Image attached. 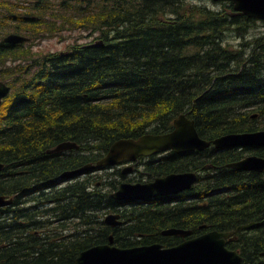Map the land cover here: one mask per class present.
I'll list each match as a JSON object with an SVG mask.
<instances>
[{
	"label": "trees",
	"instance_id": "16d2710c",
	"mask_svg": "<svg viewBox=\"0 0 264 264\" xmlns=\"http://www.w3.org/2000/svg\"><path fill=\"white\" fill-rule=\"evenodd\" d=\"M192 1L198 0H0V27L13 25L11 34L29 42L37 21L18 14L23 4L37 12L53 5V18L65 26L86 11L81 22L103 42L12 67L28 42L0 40V82L8 78L15 89L0 107V196L14 200L0 208V264H76L111 236L119 248L173 247L184 239L164 237L169 228L191 230L193 238L264 220V173L227 167L251 154L264 157V147L141 158L136 172L145 166L150 180L199 174L190 191L174 197L116 201L122 182L99 187L105 179L91 173L59 187L63 174L96 165L119 140L171 132L181 114L208 141L264 130V33L251 34L261 21L236 14L231 2L213 9ZM37 30L32 42L47 37ZM229 31L238 45L226 38ZM65 142L79 149L49 153ZM115 171L105 176L125 178ZM105 211L120 214L123 225L107 226ZM227 247L243 264H264V225L238 232Z\"/></svg>",
	"mask_w": 264,
	"mask_h": 264
},
{
	"label": "water",
	"instance_id": "95a60500",
	"mask_svg": "<svg viewBox=\"0 0 264 264\" xmlns=\"http://www.w3.org/2000/svg\"><path fill=\"white\" fill-rule=\"evenodd\" d=\"M211 1L213 3L231 2L236 14L264 21V0ZM29 40V38L18 34H10L4 39V42L15 46ZM97 45L102 46L103 42H98ZM10 91L11 89L6 83H0V107ZM211 147L216 150L264 147V130L228 134L208 141L199 136L195 121L186 114H181L174 120L171 132L161 135L147 134L138 139L119 140L110 147L108 153L96 165H87L65 173L61 176V180L122 166L124 169L121 173L125 176L134 171L135 164L140 158L170 152L183 155L202 152ZM73 149L77 150L79 146L73 142H65L59 144L49 153L59 154ZM227 167L240 172L264 173V157L250 155ZM4 169L5 164L0 162V173ZM198 181V173L183 172L157 177L147 183L123 182L112 194V198L120 202H142L174 197L190 191ZM13 202V199L0 196V208L8 207ZM104 223L113 229L123 225L121 215L116 213L107 215ZM256 225L257 223H250L230 232L210 231L196 238H189L192 234L191 230L169 228L162 232L164 237L177 236L184 239L182 243L173 247L154 243L133 248H119L115 245L114 237L111 236L109 243L94 246L82 252L77 258L76 264H243V256L237 251L229 249L227 244L238 232L252 229Z\"/></svg>",
	"mask_w": 264,
	"mask_h": 264
},
{
	"label": "rangeland",
	"instance_id": "374dc122",
	"mask_svg": "<svg viewBox=\"0 0 264 264\" xmlns=\"http://www.w3.org/2000/svg\"><path fill=\"white\" fill-rule=\"evenodd\" d=\"M54 0H49L50 5L53 3ZM60 1V0H57ZM211 1V0H210ZM44 2H46V0H44ZM191 2V1H190ZM194 2V1H192ZM212 2V1H211ZM209 3L207 1L202 2L201 0L195 1L194 3L198 4V5H207L210 8L213 9H218L219 7H215L214 3ZM54 6H48L46 9L42 10L41 12H37L36 6L33 5H28V4H23V6L19 9L20 12H18L19 15L23 16V19L25 21H31L34 18L37 21V25L34 28V32L36 33L35 37H32L34 39H36L37 37H39L38 34V26L40 28V30L42 31V35H45L47 37L42 36L41 39L39 40H35V41H30L28 42L27 45H25V49L21 50L19 53L24 52L25 55L21 56L20 58H17L20 61L15 62L12 67H14V65H26L27 64V59L29 58H37V55H49L52 53H63L66 50H69L71 47L75 46V44H79V45H85V44H89V43H94V42H99L101 41L100 38V32H93L92 29V25L91 23H89V26H84L83 23L81 22V20L83 19L82 13H86V11H76L77 14H73L72 15V20L73 22H76L74 24H71L69 26H65V25H61V23L59 22V20L57 18H53V11ZM41 13V14H38ZM44 16L43 19H40L39 16ZM82 19H81V18ZM22 20V18H21ZM39 21L40 24H39ZM72 22V23H73ZM254 28V27H253ZM251 30V34H253V36L255 35H260L264 33V23L263 21H261L260 23H258L256 25V27ZM14 26H8V27H0V32H2V34L0 35V40L4 41V38L7 37L8 35L11 34V32L13 31ZM43 32L45 34H43ZM15 34V33H13ZM251 36V37H253ZM226 38L230 41V43L232 45H238V43H240V41L238 40L239 36L236 35L235 32L229 31L227 33ZM31 48L32 52L29 53V49ZM12 57H14L12 55ZM10 57V58H12ZM22 61V62H21ZM32 76V75H31ZM29 76V78L31 77ZM9 79H5L4 81H2L3 83H7L9 87H11V82L9 81ZM13 90L15 93V89L11 90L10 94H13ZM179 117V116H178ZM169 154H164L162 155L163 157L168 156ZM146 163V162H145ZM122 169V168H121ZM115 170H111V171H102L101 173L98 172L97 175H99L100 177H102V179H105L101 182H99L98 186L101 187L102 186V182L106 183V182H110V181H127V182H133V183H139V182H143V183H147L150 182L152 180H150V178H147V170L145 166L139 167V171L138 172H133L131 174H129L128 176H125V178H118V177H114L111 176L108 178V176H105L107 174L110 173H115ZM94 173H91L90 175H92ZM84 179V177L82 178ZM72 183L74 181H64V182H60V186L59 187H65L66 185H68V183ZM107 215L110 212H107ZM100 215V213H99ZM106 217V215H105ZM104 217V218H105ZM198 237V236H197ZM196 238V237H193Z\"/></svg>",
	"mask_w": 264,
	"mask_h": 264
},
{
	"label": "flooded vegetation",
	"instance_id": "af4514ba",
	"mask_svg": "<svg viewBox=\"0 0 264 264\" xmlns=\"http://www.w3.org/2000/svg\"><path fill=\"white\" fill-rule=\"evenodd\" d=\"M70 151V150H69ZM69 151H66V152H63V153H61L62 155L64 154L65 156L66 155H69L70 153H69ZM60 154V153H59ZM138 164V163H137ZM137 165L135 166V171L134 172H136L137 171ZM255 173V172H254ZM60 180H61V178H59ZM251 223H257V225L255 226V227H257V226H259V224H262V225H264V220H262V221H260V222H251ZM254 227V228H255ZM253 229V228H252ZM250 230V229H249Z\"/></svg>",
	"mask_w": 264,
	"mask_h": 264
},
{
	"label": "bare ground",
	"instance_id": "6f19581e",
	"mask_svg": "<svg viewBox=\"0 0 264 264\" xmlns=\"http://www.w3.org/2000/svg\"><path fill=\"white\" fill-rule=\"evenodd\" d=\"M32 41V40H31ZM99 42H101V41H99ZM96 43H98V42H96ZM15 47V46H14ZM163 159V158H162ZM101 173V172H100ZM83 176V175H82ZM79 177H81V176H79ZM133 203V202H132ZM139 203V202H138ZM45 226V225H44ZM49 238V237H48Z\"/></svg>",
	"mask_w": 264,
	"mask_h": 264
}]
</instances>
